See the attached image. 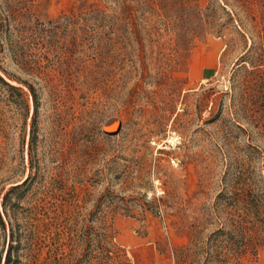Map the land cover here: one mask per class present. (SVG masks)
<instances>
[{"label": "rangeland", "instance_id": "1", "mask_svg": "<svg viewBox=\"0 0 264 264\" xmlns=\"http://www.w3.org/2000/svg\"><path fill=\"white\" fill-rule=\"evenodd\" d=\"M0 67L10 264H264V0H0Z\"/></svg>", "mask_w": 264, "mask_h": 264}, {"label": "trees", "instance_id": "2", "mask_svg": "<svg viewBox=\"0 0 264 264\" xmlns=\"http://www.w3.org/2000/svg\"><path fill=\"white\" fill-rule=\"evenodd\" d=\"M0 72H3L0 67ZM0 82L6 84L4 81V76L0 73ZM30 94H32V97L34 98V89L33 87L28 84L27 85ZM35 102V100H34ZM36 107L34 106V110ZM9 191L4 192L3 194L0 195V224L3 226L5 230V237H4V242L3 246L0 252V264H10L12 261V252L15 249V240H14V233L13 230L5 227V224L7 223V211H6V202L9 197Z\"/></svg>", "mask_w": 264, "mask_h": 264}]
</instances>
